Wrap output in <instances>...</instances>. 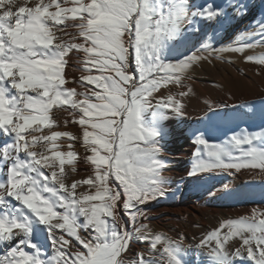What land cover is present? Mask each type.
<instances>
[{"label":"snow or ice","instance_id":"1","mask_svg":"<svg viewBox=\"0 0 264 264\" xmlns=\"http://www.w3.org/2000/svg\"><path fill=\"white\" fill-rule=\"evenodd\" d=\"M231 6L234 14L214 0H0V136L6 138L0 144L6 176L0 180V247L6 249L0 264H124L137 238L148 244V256L135 254L131 264H194L181 242L143 224L133 236L123 217L137 222L148 202L165 195L158 159L168 134L163 121L169 111L182 113L187 92L154 94L180 86L203 58L192 52L204 38L193 27L198 18L213 22L215 39L247 8ZM233 43L238 46L212 51L264 45V18ZM72 55L78 78L65 74ZM245 60L264 67V53ZM54 108L72 117L79 136L51 130ZM259 114L264 121V108ZM218 115L212 112L209 124ZM193 136L190 176L246 168L264 173V124L260 131H233L220 143L199 129ZM64 137L90 153L84 162L93 176L66 184L65 165L76 171L79 154L71 143L59 150ZM80 185L91 191L77 194ZM229 241L239 246L230 251ZM48 247L53 255L45 258ZM194 247L206 257L199 264H264V212L222 221Z\"/></svg>","mask_w":264,"mask_h":264},{"label":"bare ground","instance_id":"2","mask_svg":"<svg viewBox=\"0 0 264 264\" xmlns=\"http://www.w3.org/2000/svg\"><path fill=\"white\" fill-rule=\"evenodd\" d=\"M192 2L204 4L207 0ZM214 2L229 14H234L235 9L231 5L235 3L246 4L247 8L242 14L235 15L231 22L219 31L207 49L204 48V42L209 36H213L211 27L213 22L198 18L199 22L193 25L198 33L203 30L204 38L195 44L192 52L203 58L195 62L191 66L192 72H187L188 74L182 78L183 86L180 87V91L187 92V95L181 98L182 113L169 111L163 121L168 134L161 141L162 151L158 158H164V167L160 170V175L164 181L162 186L165 195L148 202L143 207L144 215L139 217L137 222H133L126 213L123 217L133 236L136 234L135 229L143 224L147 226L149 233L157 232L164 235L169 233L183 246L188 245L190 251L187 258H191L194 264L206 259L204 255L197 254L194 245L208 231L218 227L222 221L251 216L253 210L264 212V173L258 168L241 169L239 172L232 170L231 174L200 173L198 178L189 175L192 154L197 147L193 136L195 130L204 132L209 142L220 143L233 131H260L261 125L264 124L259 114L260 109L264 108V67L245 60L246 56L264 53V45L246 48L242 53L227 51L217 55V52L212 51L214 48L229 45L238 46L233 42L241 32L257 28L259 21L264 18V0H214ZM76 60L77 58L73 57L70 66L68 65L65 70L69 72L68 76L78 78L80 73L74 71L79 67ZM205 60L211 65L205 63ZM70 85L77 87L78 91L84 90L75 84ZM175 87L172 85L169 91L165 88L159 90L154 95L155 99L166 96L175 90ZM253 109L256 112L254 116ZM212 112L219 115L214 118L212 124H209L208 117ZM55 116L58 126L52 130L70 132L74 136L80 135L79 125L71 122L72 117L67 112L60 110ZM65 121L68 123L65 124ZM5 139L0 136V144ZM57 143L61 151H68V144L71 143V150L79 154L76 171L65 165L66 184L70 185L73 181L93 176L92 166L84 162V157L90 153L80 141H69L64 137ZM4 177L5 173L0 172V180ZM82 189L91 191L87 185ZM229 192L242 195H228ZM192 226L197 227L196 233L191 232ZM139 242V239L132 240L125 258L141 251ZM146 245L145 251L148 250V244ZM228 246L230 251H234L239 243L229 241Z\"/></svg>","mask_w":264,"mask_h":264},{"label":"rangeland","instance_id":"3","mask_svg":"<svg viewBox=\"0 0 264 264\" xmlns=\"http://www.w3.org/2000/svg\"><path fill=\"white\" fill-rule=\"evenodd\" d=\"M69 31H68V33L69 34H74L75 32H76V30L74 29V28H71L70 27V29H68ZM67 39H71V35H69V36H66V40ZM212 42H213V38H212V36H209L208 37V39L207 40H205V42H204V44H208V45H211L212 44ZM71 55V54H70ZM217 55H220L219 53H217ZM73 57H75V58H78L77 56H75V55H72V58ZM71 58V59H72ZM70 62H71V60L69 61V66H70ZM205 63H208L209 65H211L207 60H205ZM69 66H67V67H69ZM77 72V71H76ZM188 73H191L192 72V69L190 68V70H188L187 71ZM67 73H69L68 71H66L65 70V74H66V77H69V78H71L70 76H68L67 75ZM187 73V74H188ZM172 85H174V86H176L175 87V90H173V91H170L169 93H167V95L166 96H168V95H178V93L180 92V87L181 86H183V82L181 83V85L180 86H177V85H175V84H171V85H169L168 87H166L165 89L166 90H170V88H171V86ZM68 87H71V85L70 84H68L67 85ZM155 95V94H154ZM166 96H164V97H166ZM162 98V97H161ZM60 112V110H57V109H53V112H52V115H53V118L55 119V121H57V119H56V113H59ZM145 118L146 119H150L151 118V111L149 112V113H145ZM58 124V122H56V124L52 127V128H57V125ZM55 129H51L52 131H54ZM48 129H43V133L42 134H48ZM41 133H37V135H40ZM21 155H23V154H21ZM158 159H161L162 161L164 160V158L163 157H159ZM6 178V176L3 178V179H5ZM84 185H80L77 189H76V192H77V194H80V193H82V192H89V190H87V191H85V190H83L82 189V187H83ZM81 189V190H80ZM191 232L192 233H196L197 232V227L196 226H192V229H191ZM154 233H157V232H154ZM153 233V234H154ZM137 234H135V236H136ZM166 236L167 237H169V238H171L172 240H175L174 239V237L171 235V234H169V233H166ZM138 239V238H137ZM139 245L141 246V251H139L138 253H142L143 255H145L146 257L148 256V250L147 251H145V248H146V243H144L143 241H140L139 242ZM187 246V247H186ZM186 249H188V245H185L184 246ZM6 251V249L5 248H1L0 247V253H3V252H5ZM137 253V254H138ZM53 255V249L51 248V247H48V249H47V256L45 257V258H49V257H51ZM134 256L135 255H131L130 257H123V259H124V264H131V262H132V259L134 258Z\"/></svg>","mask_w":264,"mask_h":264}]
</instances>
